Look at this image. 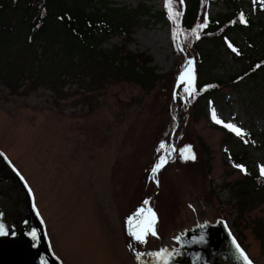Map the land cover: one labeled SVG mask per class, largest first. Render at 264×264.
Instances as JSON below:
<instances>
[{"label": "rangeland", "instance_id": "rangeland-1", "mask_svg": "<svg viewBox=\"0 0 264 264\" xmlns=\"http://www.w3.org/2000/svg\"><path fill=\"white\" fill-rule=\"evenodd\" d=\"M107 1L115 8L135 9L140 4L157 12L166 8V0ZM237 1L246 12L263 8L261 0ZM230 10L229 4L219 3L204 11L216 17ZM258 19L253 15L252 30L232 33L231 38L245 48L247 37L260 33ZM130 20V34L114 33L101 47L151 57L164 77L151 91L115 70L96 72L94 80L85 73L68 74L53 85L36 86H30L27 75L15 93L0 81V150L31 187L54 253L64 264H138L152 258L147 252L160 249V239L172 249L177 232L222 218L252 261L264 264V202L245 212L239 208L231 185L240 183L244 171L228 157L255 136L245 162L257 171L264 165V76L215 93L199 112L173 80L192 56L176 52L179 39L172 20L166 17L162 24L134 15ZM229 49H213L217 65L210 72L204 67L202 78L227 77L242 69L246 61L236 62ZM194 59L198 71L195 54ZM25 62L23 58L22 66ZM212 108L247 135L238 137L212 121ZM223 129L235 141L226 142ZM171 139L176 153L156 175L159 190L153 195L157 187L151 169L165 152L158 151L161 142L173 149ZM185 145L192 146L194 161L181 158L179 150ZM141 207H151L157 215V236L149 234L146 244L128 233L127 218ZM137 252L145 255L136 259Z\"/></svg>", "mask_w": 264, "mask_h": 264}, {"label": "trees", "instance_id": "trees-1", "mask_svg": "<svg viewBox=\"0 0 264 264\" xmlns=\"http://www.w3.org/2000/svg\"><path fill=\"white\" fill-rule=\"evenodd\" d=\"M219 3L229 4L231 10L216 17L206 16V6ZM111 4L107 0H0V81L5 82L15 93L27 75L32 79L30 86H36L53 85L68 74L75 76L85 73V77L94 80L96 74L115 70L127 80L151 91L164 78L152 65L151 57L143 59L119 49H103L101 44L114 33L130 34L128 25L131 24V15L135 19L147 17L166 23L168 8L157 12L147 4H140L135 9L115 8ZM238 4L237 0H183L182 4L179 0H172L173 14L180 13L179 22L173 23L175 37L179 39L175 41L176 52L182 57L184 52L192 56L190 60L193 61V67L194 54L199 60L198 71L195 67V73H198L195 75V91L188 96L191 106L199 112L204 110L205 100L215 93L227 87L237 89L245 79L256 80L264 76V7L246 12ZM241 12L246 23L239 22ZM253 15L259 18L258 22L262 26L257 37H247L245 49L231 35L252 30L255 26ZM205 17L207 27L200 30V38L196 39L192 29L204 23ZM258 41L262 44L261 49H258ZM228 42L240 53L237 55L229 49L235 61H246L242 69L227 77L214 79L211 75H204L202 78L204 67L210 72L217 65L218 59L213 58V49L221 51L226 46L228 48ZM26 52L29 53L27 56ZM23 58L26 59L24 66L21 63ZM205 59L213 64L205 66ZM185 65L181 64L174 74L175 82ZM180 85L183 90L187 87L186 84ZM223 131L226 142L235 141L229 131ZM253 138L255 136L249 137L239 152L228 153L231 164L243 165L246 170L240 183L231 185L243 212L253 210L264 202V177L245 162L249 158L247 146ZM201 146L206 152L207 148L202 143ZM207 170H210L208 161Z\"/></svg>", "mask_w": 264, "mask_h": 264}, {"label": "water", "instance_id": "water-1", "mask_svg": "<svg viewBox=\"0 0 264 264\" xmlns=\"http://www.w3.org/2000/svg\"><path fill=\"white\" fill-rule=\"evenodd\" d=\"M171 144L176 153L172 139ZM0 153L3 152L0 150ZM18 172L6 154L0 156V223L6 224L10 230L9 235L0 236V264H42V262L43 264H64L53 251L45 222L36 206L33 191L25 178L21 179L20 172L19 175L17 174ZM158 172L159 170L153 173V180L157 187L153 195L159 190V182L156 180ZM225 224L227 222L219 218L214 223L204 221L182 232H177L176 236H180L181 240L174 239L176 245L172 249H176L180 255L174 254L170 264H244L231 242L234 236L233 234L229 236L231 230L228 224L227 228ZM198 225H204V227L200 228ZM32 229H36L39 234V239L35 241L28 235ZM12 231L16 234L12 235ZM201 235L204 236V242L186 243L193 237L199 238ZM159 242L160 248L166 247L161 239ZM197 255L199 259H195ZM138 264H157V262L152 257L150 260H139Z\"/></svg>", "mask_w": 264, "mask_h": 264}, {"label": "snow or ice", "instance_id": "snow-or-ice-1", "mask_svg": "<svg viewBox=\"0 0 264 264\" xmlns=\"http://www.w3.org/2000/svg\"><path fill=\"white\" fill-rule=\"evenodd\" d=\"M179 2L182 4L183 0H179ZM255 2V0H254ZM172 0H166L165 7L168 8L169 12V19L172 20L174 24H177L179 22L180 13L176 12L173 14V9L171 7ZM261 6L264 7V0H261ZM239 22L240 23H246L244 13L239 14ZM207 27V17H205L204 23L198 24L195 28L192 29L193 35L196 37V39L200 38L199 32L200 30ZM176 33L174 32V35ZM228 47L232 50V52L239 55V51L236 47H234L230 42H228ZM256 67H260V65H257ZM194 81H195V70L193 67V61L188 60L186 65L183 66V70L178 75V84H186L187 87L184 88L185 97L191 96L195 89H194ZM208 87V86H206ZM178 97V93H173V99H176ZM211 119L218 125H222L225 129H228L232 133H234L238 137H245L247 134L243 131L242 128L237 126L235 123L229 121L225 122L222 120L216 112L215 108L211 109ZM245 143H247V139L244 140ZM159 150H165L164 154L158 157L157 162L152 167L151 171L153 173H156L159 169L163 167L165 163H167V158L169 155H171L175 149H171L170 151L167 149V146L164 142H161L159 146ZM179 154L182 159L184 160H195L196 155L194 152H192V146L191 145H185L184 148H181L179 150ZM3 153H0V156H3ZM237 168H240L241 171H246L244 169L243 165L236 164L234 165ZM259 173L261 177H264V165H261L259 167ZM19 175V172L17 173ZM21 179L23 180L24 177L21 176ZM31 192V189H29ZM144 205H148L149 201L145 200ZM35 207V205H34ZM39 215V213H37ZM157 222V215L152 210L151 207H141L139 208L132 216H129L127 218V225H128V233L129 235L138 243L140 244H146L147 243V236L151 234V236L156 237L157 232L155 230V224ZM43 223V221H42ZM198 227L203 228L204 225H198ZM225 227L227 228V224H225ZM10 234V230L8 226L4 223H0V236H7ZM12 235H15L16 233L14 231L11 232ZM28 235L31 237L33 241L39 239V234L36 229H32ZM229 236H232V233L229 231ZM176 241H180L181 237L176 236L174 238ZM204 242V236L201 235L199 238L193 237L190 241H187L186 243L190 244H198ZM232 244L235 246L236 251L239 253L240 258L243 260L244 264H252V261L249 259V257L246 255L245 251L239 243L236 241L235 237H232L231 240ZM131 247V245H130ZM149 257L155 258V261L157 264H170V260L174 258V254L176 256H179L180 253L176 249H172L171 251L167 247H161L158 251H150L146 253ZM145 255V253L137 252L136 259H140L141 256ZM195 259H199V256L197 255ZM43 264V262H42Z\"/></svg>", "mask_w": 264, "mask_h": 264}]
</instances>
